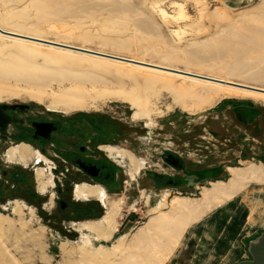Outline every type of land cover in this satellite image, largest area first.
<instances>
[{"label":"rangeland","instance_id":"1","mask_svg":"<svg viewBox=\"0 0 264 264\" xmlns=\"http://www.w3.org/2000/svg\"><path fill=\"white\" fill-rule=\"evenodd\" d=\"M0 26L264 91V0H0ZM3 36L0 49L14 51L15 40ZM39 47L67 53L63 48ZM71 55L74 60L57 65L79 81H52L34 74L32 67L42 62L37 58L1 67L0 105L45 110L49 98L69 89L98 94L96 105L65 114L105 117L120 126H133L137 134L132 154L142 161L133 178L156 170L166 173L167 180L158 186L148 182L136 188L137 194L131 187L121 193L109 187L107 208L117 209L113 233L105 241L91 239L88 244L82 240L92 235L76 229L81 222L67 223L84 218L83 208L75 216L57 211L49 187L39 191L47 194L41 196L39 209L41 197L7 193L0 184V264H136L145 240L157 237L149 224L169 211L172 198L199 200L211 183L229 178L228 168L252 164L264 171V96L238 91L244 94L220 93L215 99L210 94L203 101L207 93L198 91L199 86L207 90L216 85L94 55ZM126 93L148 110L146 118L132 119L133 109L112 99ZM37 96L42 103L33 99ZM162 153L176 158L179 167L165 165ZM44 178V183L50 179L47 173ZM164 192L165 207L153 211ZM211 208L182 228L162 264H236L249 259L247 243L264 233V183L247 181L236 195ZM103 218L88 221L102 223Z\"/></svg>","mask_w":264,"mask_h":264},{"label":"flooded vegetation","instance_id":"2","mask_svg":"<svg viewBox=\"0 0 264 264\" xmlns=\"http://www.w3.org/2000/svg\"><path fill=\"white\" fill-rule=\"evenodd\" d=\"M35 108L15 104L0 109V184L7 189V193L46 197L47 194L39 193V181L35 177V173L43 169L50 177L57 211L75 216L79 208L84 209L83 216L87 218H71L67 221L71 226L70 223L103 218L107 208V204L99 198H76L74 191L78 186L97 187L104 191L103 199L106 200L111 195L109 187L118 188L119 193L131 187L137 194L138 189L148 182H153L155 186L166 182V173L156 170L148 171V175L143 173L144 178L137 176V179H131L128 161L109 157L104 151L113 147L135 153L133 145L137 133L131 130L133 126L121 125V128L118 123L105 117L68 116L56 110ZM124 143L129 145L128 149H125ZM19 147H26L32 154L24 164L16 159L10 161L7 155ZM164 155L168 154L162 153L161 159L168 165L163 159ZM16 175L19 179L15 178ZM42 197L39 209H42Z\"/></svg>","mask_w":264,"mask_h":264},{"label":"bare ground","instance_id":"3","mask_svg":"<svg viewBox=\"0 0 264 264\" xmlns=\"http://www.w3.org/2000/svg\"><path fill=\"white\" fill-rule=\"evenodd\" d=\"M0 31L9 33L10 35L17 36V37H25L28 40H24L21 38L11 37L7 36V38H12V40H15L13 46L16 48L14 51H4L0 49V68L5 67L9 64H24L22 60L25 58L27 59H41L42 62L40 64H34V67H32L31 72H33L36 75L43 74L46 78H50L52 81H71V80H77L79 79H73L69 73L65 70H61L60 66L57 64H64L63 62H71V60H74L72 58L71 53H83L87 55H94L100 58L104 59H110L117 63H121V65L124 66H130L133 65L139 69H145L149 72H154L156 74L160 75H169L172 77H181L184 79H190L192 82H195L196 84H199L200 82H205L210 85H216L217 87L214 88H208L205 90L202 86H199L198 91L207 93V98H203L204 100H207L210 98V94H212V98L215 99L219 96V94H225L230 96H239L244 93H240L238 91H244V92H250L255 94H260L264 96V93L256 92L248 89H257L254 87L244 86L240 84L231 83L229 81L209 77L213 79V81H206L199 79L198 76H203L201 74H195L188 71H180L178 69H170L168 67H163L159 65L149 64L145 63L143 61H137L134 59L124 58L120 57L118 55H110L114 57H109L106 55H109L107 53L103 52H93L88 49L84 48H77L69 45H64L58 42H52L48 40L41 39L36 36H30V35H24L17 32H11L3 30L0 26ZM3 35L0 33V37ZM5 37V35L3 36ZM36 42H33V41ZM48 47L50 49L60 48L65 49L67 53H59L57 51H51L47 48H41L39 46ZM100 55V56H99ZM124 58V59H119ZM128 69V68H127ZM63 72L64 74H62ZM32 75V74H31ZM198 75V76H194ZM216 82H215V81ZM94 81V80H92ZM90 82V81H89ZM220 82V83H219ZM224 83V84H221ZM228 84V85H227ZM233 85V86H231ZM237 85H240L237 87ZM223 87V88H220ZM227 87V88H225ZM247 88V89H244ZM235 89V90H234ZM257 91H262L261 89H258ZM200 95H203L201 93ZM198 97V96H196ZM99 95L96 94L95 96L89 93H82L80 89L75 90L74 93L72 90H67L62 93V95L59 96H53L52 98H49V102L47 103L46 109L48 110H56L63 113H69V112H75V111H85L87 108H91V106L96 105V101H98ZM201 99V96L199 97ZM34 100L37 102H43V99L41 96L33 97ZM112 99L121 100L122 102H125L131 109H133L132 119H141L146 118L149 114L147 109H144L142 105L140 104L139 100L136 99V97H133L131 94H116L112 97ZM144 106V104H143ZM187 108V107H186ZM191 110V109H190ZM109 157H115L120 159H126L128 161V164L131 166V171L129 172V176L133 178L134 174H137L139 172V161L138 159L134 158L133 155H130L128 152L123 150H118L115 148H106L104 150ZM8 158L10 161L17 160L19 163L25 162V160L30 158L32 154L26 147H19L17 149H12L8 152ZM227 172L229 173V178L225 181H217L214 183H211L209 188L203 189L201 191L200 199H189V198H179L175 197L171 199L170 202V208L169 211L163 214H159L154 221H152L148 229H155L157 230L156 233H154L157 237L155 240L147 241L145 240L143 250H141L140 253H136V257L139 259L136 264H162L168 257L169 252L171 251V247L175 246L176 239L179 237V235L182 232V228L184 229L189 226L191 223L196 222L200 217L205 215L208 211H210L211 205L214 203H221L224 200L229 199L230 197H233L236 195L247 183V181L254 182V183H264V171L259 166L255 165H248L241 168H228ZM35 177L37 178V181H39V191L44 190L45 188H49L48 185H50V179H47V182H43L44 178V171L43 169H39L35 173ZM135 176V175H134ZM46 186V187H45ZM74 195L78 199H87L91 197L99 198L102 203H107L108 197L103 199L105 197L104 191L97 187H87V186H78L75 188ZM166 192H164L161 203L159 205H156V207L153 209V211H157V209H161L165 207L166 202ZM52 199V198H50ZM16 209H18V202L15 201ZM109 207L112 208V210H109ZM115 208V209H114ZM108 209V210H107ZM116 205L112 207L111 205L106 208V217L103 218L102 223L97 222H89V221H83L82 223L78 224L77 231L81 232V230L88 231L87 233L92 235V237L84 236L85 239L82 240L83 244H88L91 239H94L95 241L100 240H107L108 236L113 233L112 227H113V218L115 216L116 211ZM106 226V229L104 227ZM152 227V228H150ZM141 233V231H139ZM183 233V232H182ZM82 234V232H81ZM143 236V235H142ZM145 236V235H144ZM150 237V235H149ZM145 238V237H144ZM143 241V240H142ZM121 243H118L116 247H113V250L115 251L120 247Z\"/></svg>","mask_w":264,"mask_h":264},{"label":"water","instance_id":"4","mask_svg":"<svg viewBox=\"0 0 264 264\" xmlns=\"http://www.w3.org/2000/svg\"><path fill=\"white\" fill-rule=\"evenodd\" d=\"M0 33L2 35H5V36H11V37H16V38L28 40L25 37L22 38V37L13 36V35H10L9 33L3 32V31H0ZM30 41H33V40H30ZM33 42H36V41H33ZM106 56L114 57V56H110V55H106ZM119 59H124V58H119ZM194 76H198V75H194ZM198 77H199V79H202V80L213 81V79H211L209 77H205V76H198ZM221 84H224V83H221ZM231 86H233V85H231ZM239 86L240 85H237V87H239ZM239 88H241V87H239ZM244 89H247V88H244ZM248 90L264 93L262 91H257L258 89H255V90L254 89H248ZM4 107L5 106L0 105V109H2ZM163 159L165 160V162L168 165H170L172 167L176 168V167H179V165H180L178 163V160L171 155H164ZM247 253L249 255V259L240 261L236 264H264V233H260L257 237H255L253 240H250L247 243Z\"/></svg>","mask_w":264,"mask_h":264},{"label":"trees","instance_id":"5","mask_svg":"<svg viewBox=\"0 0 264 264\" xmlns=\"http://www.w3.org/2000/svg\"><path fill=\"white\" fill-rule=\"evenodd\" d=\"M243 159H246V157L244 156Z\"/></svg>","mask_w":264,"mask_h":264}]
</instances>
